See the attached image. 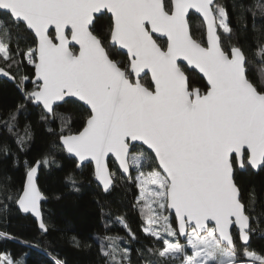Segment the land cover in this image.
<instances>
[{"label": "snow or ice", "instance_id": "snow-or-ice-1", "mask_svg": "<svg viewBox=\"0 0 264 264\" xmlns=\"http://www.w3.org/2000/svg\"><path fill=\"white\" fill-rule=\"evenodd\" d=\"M191 10L201 18L199 39ZM234 13L245 32L250 13L255 30L264 0H0V75L17 80L23 97L2 121L17 153L31 139L29 126L16 131L18 115L32 104L45 123L61 122L62 148L78 167L94 162L105 192L135 172L136 206L152 240L136 250L143 264H264V255L248 250L254 229L236 181L238 170L264 171V72L250 75ZM105 15L101 32L97 21ZM255 56L264 64V33ZM68 103H81L88 115L80 130L64 134L71 120L57 110ZM0 152L16 155L7 144ZM110 155L117 171L109 169ZM53 162L25 161V186L0 185V194L40 217L35 177ZM40 228L48 230L42 220ZM104 239L105 264H132L122 238ZM49 256L51 264H67ZM0 264L19 262L4 255Z\"/></svg>", "mask_w": 264, "mask_h": 264}, {"label": "trees", "instance_id": "trees-1", "mask_svg": "<svg viewBox=\"0 0 264 264\" xmlns=\"http://www.w3.org/2000/svg\"><path fill=\"white\" fill-rule=\"evenodd\" d=\"M220 2L230 6L232 0ZM254 2L245 0L246 4ZM190 16L194 36L199 39L200 32L196 29L200 27V20L192 14ZM246 22L249 30L245 32L239 27L241 22L237 14L232 15L239 43L250 53V75L256 79L264 72V64L255 56L256 45L261 33H264V17L257 15L255 30L252 29L250 13L246 14ZM108 24L107 15L100 17L97 30H106ZM23 37L24 34H21V46L25 43ZM116 58L124 59L119 55ZM32 72L31 66L25 70V74L30 76ZM12 73L15 74V69ZM194 79L197 84L202 83L199 76H194ZM32 86L31 81L26 82L28 90ZM22 100L17 80L13 83L0 80V145L7 144L12 153H16L5 156L0 152V185L19 191L23 188L28 170L25 161L31 166L45 156L54 160L40 167L37 179L38 188L46 198L41 204V212L48 230L40 232L30 216L21 215L16 204L6 201L0 194V205L7 208L6 211L0 209V234H4L0 236V257L8 255L19 264H51L49 254H52L67 264H105L100 254V245L107 244L104 238L108 236L122 238L120 246L130 249L132 264H143L136 250L151 246L152 240L143 232L144 217L136 206L139 189L134 179L129 181L118 178L115 186L103 193L93 180L92 166L87 164L77 169L76 162L61 148V122L45 123L40 119V108L32 104L18 115L16 131L23 135L25 126H29L31 139L25 150L17 153L16 137L9 133L2 121ZM57 111L71 120L70 124H64V134L80 130L88 115V111L79 103L64 104ZM112 165L111 171H117L115 165ZM117 175L119 177L118 172ZM236 181L241 188L243 201L248 206L254 229L248 250L264 255V171L254 173L250 169L238 170ZM129 233L134 234L136 239H131ZM73 238L80 241V247H76ZM236 243L237 247L242 244L238 238Z\"/></svg>", "mask_w": 264, "mask_h": 264}, {"label": "water", "instance_id": "water-1", "mask_svg": "<svg viewBox=\"0 0 264 264\" xmlns=\"http://www.w3.org/2000/svg\"><path fill=\"white\" fill-rule=\"evenodd\" d=\"M194 15V16H196V17H198L199 18V20L201 21V18L197 15V14H195V12H194V10H191V12H190V15ZM108 16V15H107ZM109 17V16H108ZM126 51V50H125ZM0 80H6V81H8V82H11V83H13L14 82V79H12L10 76H4V75H0ZM80 105H81V103H79ZM34 106V105H33ZM34 107H36V106H34ZM85 108V107H84ZM86 109V108H85ZM59 144H60V140H59ZM60 146H61V144H60ZM61 148H62V146H61ZM63 149V148H62ZM63 151L70 157V158H72L75 162H76V168L77 169H79L80 167H82V166H80V167H78L77 166V158H75L74 157V155L73 154H70V153H68L67 151H66V149H63ZM110 161L115 165V167H116V169H117V162H115V158L114 157H112L111 155H110V157H109V159H108V163L110 164ZM87 164H90L91 166H92V169H93V180H94V182H95V184L101 189V191L103 192V193H107V192H105L104 190H103V188H102V185L100 184V182L97 180V178L95 177V174H94V169H95V164H94V162H92V161H88V162H84V164H83V166L84 165H87ZM40 169V168H39ZM109 169L111 170V168L109 167ZM250 170H252V169H250ZM239 171H244V170H239ZM254 173H256V172H258L259 170H252ZM38 173H39V170H38V172H37V174H36V177H35V183H36V185H37V179H38ZM26 182H27V174H26V176H25V180H24V184H23V187L25 186V184H26ZM37 187H38V185H37ZM39 189V188H38ZM111 190V189H110ZM109 190V191H110ZM108 191V192H109ZM46 201V198L43 196V194H42V199L40 200V203H39V207H40V212H41V204L43 203V202H45ZM16 207H17V209H18V211L20 212V214L21 215H23V216H30L35 222H36V224H37V226H38V229H39V231L40 232H44L41 228H40V222H41V220L43 221V218H42V212H41V215H40V217H37L34 213H31V212H29V213H24L23 211H22V209H20L19 207H18V205L16 204ZM173 216H174V213L172 214ZM240 242H242V241H240Z\"/></svg>", "mask_w": 264, "mask_h": 264}, {"label": "rangeland", "instance_id": "rangeland-1", "mask_svg": "<svg viewBox=\"0 0 264 264\" xmlns=\"http://www.w3.org/2000/svg\"><path fill=\"white\" fill-rule=\"evenodd\" d=\"M109 167H110V168H112V167H113V165H112V162H111V161H110ZM135 175H136V174H135V172H133V179H134Z\"/></svg>", "mask_w": 264, "mask_h": 264}]
</instances>
